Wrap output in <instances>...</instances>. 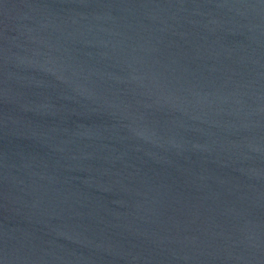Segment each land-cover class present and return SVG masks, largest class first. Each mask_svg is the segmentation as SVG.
Instances as JSON below:
<instances>
[{"label": "water", "instance_id": "1", "mask_svg": "<svg viewBox=\"0 0 264 264\" xmlns=\"http://www.w3.org/2000/svg\"><path fill=\"white\" fill-rule=\"evenodd\" d=\"M0 264H264V0H0Z\"/></svg>", "mask_w": 264, "mask_h": 264}]
</instances>
